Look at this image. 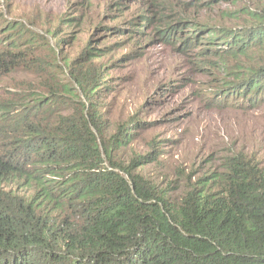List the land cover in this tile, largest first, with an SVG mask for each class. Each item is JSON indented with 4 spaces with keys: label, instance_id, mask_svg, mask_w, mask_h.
<instances>
[{
    "label": "trees",
    "instance_id": "16d2710c",
    "mask_svg": "<svg viewBox=\"0 0 264 264\" xmlns=\"http://www.w3.org/2000/svg\"><path fill=\"white\" fill-rule=\"evenodd\" d=\"M242 12L237 27L209 28V42L232 76L218 98L255 105L264 98V0ZM0 34V79L17 75L0 93V264H264V161L231 142L220 167L177 169L162 186L137 171L158 160L154 148L127 162L118 152L133 133L104 135L108 72L94 59L105 53L66 58L62 79L49 42L23 22Z\"/></svg>",
    "mask_w": 264,
    "mask_h": 264
},
{
    "label": "rangeland",
    "instance_id": "374dc122",
    "mask_svg": "<svg viewBox=\"0 0 264 264\" xmlns=\"http://www.w3.org/2000/svg\"><path fill=\"white\" fill-rule=\"evenodd\" d=\"M251 3L0 0V30L23 22L24 30L47 40L62 79L68 76L66 58L87 48L105 53L94 59L108 72L99 99L104 135L126 139L125 132L133 133L118 152L127 162L154 148L158 160L137 171L167 186L178 179L177 169L200 175L220 167L231 142L264 161V98L255 105L235 93L223 91L218 98L232 76L220 68L212 51L220 45L211 44L208 34L209 28L243 24L242 8ZM11 76L0 79V93L14 85ZM180 187L172 184L176 193Z\"/></svg>",
    "mask_w": 264,
    "mask_h": 264
}]
</instances>
